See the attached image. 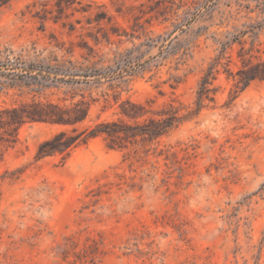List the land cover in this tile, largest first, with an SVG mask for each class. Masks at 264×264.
I'll return each instance as SVG.
<instances>
[{
    "label": "rangeland",
    "instance_id": "1",
    "mask_svg": "<svg viewBox=\"0 0 264 264\" xmlns=\"http://www.w3.org/2000/svg\"><path fill=\"white\" fill-rule=\"evenodd\" d=\"M0 71V110L90 104L0 126V264H264V0H11Z\"/></svg>",
    "mask_w": 264,
    "mask_h": 264
},
{
    "label": "trees",
    "instance_id": "2",
    "mask_svg": "<svg viewBox=\"0 0 264 264\" xmlns=\"http://www.w3.org/2000/svg\"><path fill=\"white\" fill-rule=\"evenodd\" d=\"M11 0H0V7L5 6ZM3 66L13 71L16 69V65L13 64L12 54L6 56V62ZM30 71V70H26ZM14 73V72H11ZM4 72L0 71V75ZM264 79V76H263ZM208 81L203 80L201 85V91H199V103H202L206 97ZM90 104L83 107L80 103L73 104L70 107H61L52 103H33L25 104L18 108L2 109L0 110V126L16 128L21 127L27 122H48L61 125H75L84 122L89 113ZM157 126L155 130H149L152 135H162L165 130L171 126V122L157 121L153 122ZM111 124L102 123L99 124L89 134V137H96L99 135H105L108 137L118 136L119 131L113 129ZM78 136H70L67 132L63 131L55 135L51 140L46 141L39 148V157L42 158L47 155L53 154H67L69 151L78 144ZM9 141V138L6 140ZM260 190L264 193V182L262 183Z\"/></svg>",
    "mask_w": 264,
    "mask_h": 264
}]
</instances>
